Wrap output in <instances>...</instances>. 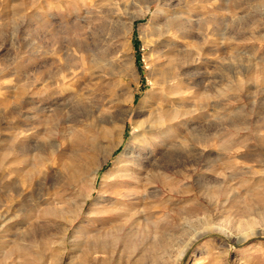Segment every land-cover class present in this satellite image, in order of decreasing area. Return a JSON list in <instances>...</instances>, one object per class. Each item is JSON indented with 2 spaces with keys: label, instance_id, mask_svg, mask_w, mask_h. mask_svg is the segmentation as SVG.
<instances>
[{
  "label": "rangeland",
  "instance_id": "rangeland-1",
  "mask_svg": "<svg viewBox=\"0 0 264 264\" xmlns=\"http://www.w3.org/2000/svg\"><path fill=\"white\" fill-rule=\"evenodd\" d=\"M0 264H264V0H0Z\"/></svg>",
  "mask_w": 264,
  "mask_h": 264
},
{
  "label": "bare ground",
  "instance_id": "bare-ground-1",
  "mask_svg": "<svg viewBox=\"0 0 264 264\" xmlns=\"http://www.w3.org/2000/svg\"><path fill=\"white\" fill-rule=\"evenodd\" d=\"M173 25V24H172ZM95 57V56H94ZM171 65H172V60L171 59H169V61H168V64H167V66L164 68V71L159 75V77H156V78H151L150 79V84H152V85H159V88L158 89H156V90H160V91H162L161 93H156V94H154L153 96H151L150 98L151 99H154L155 101H156V103L153 105V107L151 108V110H149L150 112H149V114H148V117L146 118V120L144 121V123H142V125H143V128L141 127V123H138L137 121H133V129L135 130V136H138V133L136 134V132L137 131H139V135H141V136H143L144 138V140L145 139H147L146 137V135H148V133L150 134V135H154L155 133H157V132H159L160 130H162V129H164V128H166L167 126L169 127V125H170V127H171V124L175 121V119L177 118V116H178V110H176V111H173V110H171V108H170V103L172 102V99L174 98V95L175 94H177V93H175V92H173L172 91V87L174 86L173 84L175 83L174 82V77H173V73H172V69H171ZM92 66H94V64L92 65H88V67L87 68H89L90 70H92L93 68H92ZM174 66V65H173ZM78 67V66H77ZM168 67H170V68H168ZM176 77V76H175ZM177 78V77H176ZM177 80V79H176ZM74 88V87H73ZM172 94V95H171ZM171 95V96H170ZM173 96V97H172ZM153 97V98H152ZM180 97H182V96H180ZM76 102H77V104L79 105V107H80V109L83 111L84 110V108L86 107L87 108V101H86V99H84V98H82V97H80L79 95L77 96L76 95ZM86 101V102H85ZM146 101V100H145ZM142 104L143 103H145L144 101H142L141 102ZM140 103V104H141ZM83 104L85 105L84 107H83ZM87 104V105H86ZM177 107V106H176ZM174 108H175V106H174ZM139 109H140V107H139ZM87 110V109H86ZM139 111L140 110H138V112H137V114L139 113ZM84 113V112H83ZM110 116V118H107V119H104L103 121H101L102 123H104L105 125H110L109 124V122H110V119H112V115H109ZM109 121V122H108ZM173 125V124H172ZM168 127L166 128V129H168ZM77 132V131H76ZM74 133H75V131H74ZM73 135H76V134H73ZM78 136V135H77ZM76 136V138L75 137H73V138H75L76 140H75V146L76 147H79L80 146V143H81V140H80V138L79 137H77ZM102 139V140H108V142L109 143H111V141L114 139V130H113V128L111 127V126H108V128H106L104 131H103V133L101 134V135H94L93 137H91L90 139L88 138V141H87V143L89 144V146H90V148H91V153L93 154V157H90V154L88 155L89 157H87V156H81V155H79L80 156V158H78L77 159V161H76V164L75 163H73V164H71V166L70 167H68V170L66 169V168H64L65 170H67V171H70V174H68V175H70V179H71V182H73V183H75V184H77V187H78V185H80V183H81V181L84 179V174H85V170H86V166H85V168H84V161H88V163H90V168H92V167H94L96 164H97V155H98V151H100V149H101V147H99V145L96 143L97 142V140H99V139ZM122 142V141H121ZM153 144H155L154 146L155 147H153ZM121 145V143L120 142H117V144L115 143V144H113L110 148H111V151H113L114 149H117L119 146ZM155 149V150H157L158 148H160L159 147V145H157V143H153L152 142V144H148V145H142V147H141V149L139 150V151H141L142 153L143 152H146V151H148V150H151V149ZM162 148H163V146H162ZM167 149V148H166ZM163 150V149H162ZM161 150V151H162ZM169 151V150H168ZM152 152H154V151H152ZM163 155V154H162ZM77 156V155H76ZM78 156V157H79ZM149 156V155H148ZM124 157V155H121V157L119 158V160L120 159H122ZM152 157H153V155H152ZM126 158H128V157H126ZM74 159L76 160V157H74ZM159 159H161L160 157H158L156 160H154V161H150V160H147V162L146 163H150V164H152L153 165V167L154 166H156L157 164H158V161H159ZM133 160V159H132ZM82 161L84 162V163H82ZM126 163V162H125ZM86 164V163H85ZM133 164V163H132ZM74 165H76L75 167H74ZM126 166V165H125ZM129 166V165H128ZM135 166H137V165H135ZM130 167V166H129ZM138 167H139V165H138ZM75 168V169H74ZM89 168V169H90ZM121 168V167H120ZM131 169H132V167H130ZM136 169V168H135ZM121 170V169H120ZM66 171V172H67ZM127 171H128V169H127ZM133 171V170H132ZM136 171V170H135ZM65 172V171H64ZM119 172V171H118ZM68 173V172H67ZM66 173V174H67ZM130 173V172H129ZM121 175V174H120ZM152 175V174H151ZM116 176V175H115ZM130 176V175H129ZM128 177V176H127ZM156 177V176H155ZM123 178V177H122ZM121 178V179H122ZM119 179H120V177H119ZM120 179V180H121ZM130 179H131V177H130ZM135 179V178H134ZM138 179V178H137ZM156 179H158V178H156ZM117 180V179H116ZM119 180V181H120ZM152 180V179H151ZM153 181V180H152ZM160 182V181H159ZM119 195V194H118ZM121 196V195H120ZM53 209V208H52ZM53 211H55V210H53ZM59 217H62L63 218V212L61 213V212H59V211H57V213H56ZM57 216V217H58ZM116 216V215H115ZM199 238H201V237H203V234H199V236H198Z\"/></svg>",
  "mask_w": 264,
  "mask_h": 264
}]
</instances>
